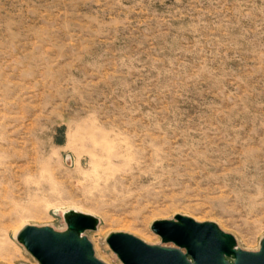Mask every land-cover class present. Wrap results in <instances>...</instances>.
Wrapping results in <instances>:
<instances>
[{
	"label": "rangeland",
	"instance_id": "obj_1",
	"mask_svg": "<svg viewBox=\"0 0 264 264\" xmlns=\"http://www.w3.org/2000/svg\"><path fill=\"white\" fill-rule=\"evenodd\" d=\"M71 211L105 264L179 215L260 250L264 0H0V264Z\"/></svg>",
	"mask_w": 264,
	"mask_h": 264
},
{
	"label": "water",
	"instance_id": "obj_2",
	"mask_svg": "<svg viewBox=\"0 0 264 264\" xmlns=\"http://www.w3.org/2000/svg\"><path fill=\"white\" fill-rule=\"evenodd\" d=\"M64 221L65 232L26 225L16 239L38 264H105L95 257L83 235L95 231L98 220L71 211L64 214ZM150 229L162 244L173 247L149 245L120 232L109 233L105 242L122 264H264V237L259 251H244L216 223H200L182 215L154 221Z\"/></svg>",
	"mask_w": 264,
	"mask_h": 264
}]
</instances>
